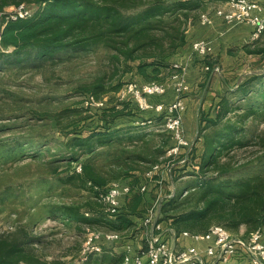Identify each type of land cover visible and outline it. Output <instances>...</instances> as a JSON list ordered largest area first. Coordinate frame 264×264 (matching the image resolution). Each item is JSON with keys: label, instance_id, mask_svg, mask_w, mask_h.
Wrapping results in <instances>:
<instances>
[{"label": "trees", "instance_id": "1", "mask_svg": "<svg viewBox=\"0 0 264 264\" xmlns=\"http://www.w3.org/2000/svg\"><path fill=\"white\" fill-rule=\"evenodd\" d=\"M208 1L212 0H0V45L11 48L9 52L0 51L1 66L39 67L60 59L64 52L72 54L102 47L110 51L112 77L119 74L114 82L112 77L106 80L105 75H101L80 85L79 92L87 104L69 106L66 110V116L73 117L64 124L68 127L64 135L70 137L65 142L68 155L63 159L67 167L65 175L57 180L65 187L83 189L88 195L81 203L55 204L49 214L89 225L105 223L109 231L121 234L134 231V218L141 219L156 203L158 221L177 236L185 231L203 234L213 225H221L232 234H238L244 227V235L258 228L264 229V168L238 173L229 160L230 152L236 147H245L252 142L253 135L245 137V122L264 115V93L255 98L248 86L259 79L256 75L240 86L242 96L237 97L242 99L244 96L245 107L231 101L223 91L209 110L201 111L198 136L186 163L173 170L175 180L182 174L192 179L184 188L185 195L181 192L168 197L170 193L167 192L159 199L160 184L165 180L158 182L161 179L158 174L153 175L145 191L134 189L146 181L144 174L153 164L171 158L165 155L175 141L166 130L161 135L155 130H144L139 126L143 124L134 122L141 119L140 114L149 111L155 115L148 120L156 123L162 120L165 111L140 110L131 94H125L123 98L114 95L127 83L162 82L166 76L170 78L173 73L181 72L173 67V58L186 46L188 27L198 23L199 14L205 10ZM25 3L37 5L30 16L14 19L10 13H5L6 6L16 8ZM263 36L264 31L257 40L245 45L244 51L264 55V46L259 43ZM202 61L210 68L205 71L208 74L219 65L209 54ZM126 74L131 75L130 80H122ZM137 77L138 81L135 80ZM109 92L114 95L105 101ZM91 98L101 105H91ZM159 100L158 96L149 97L152 104L161 102ZM93 108L95 115L90 112ZM231 115L234 116L229 118ZM123 118L129 122L125 123ZM89 119L97 122L94 127L86 123ZM55 121L61 123L59 116ZM120 122L124 123L119 126ZM261 143L263 146V138ZM24 144L28 145V142ZM22 145L15 142L0 156L11 157L24 149ZM105 147L108 150L101 152ZM183 156V152L179 153L178 159ZM113 181L130 184L133 190L110 220L106 217L111 214L99 200V193ZM4 192L6 195L2 200L22 196L9 187ZM146 194L150 195L148 201ZM85 213L91 216L86 217ZM93 255L89 254L84 264ZM122 256L114 255L106 263L120 264ZM0 264L51 263L39 258L31 247L0 236Z\"/></svg>", "mask_w": 264, "mask_h": 264}, {"label": "rangeland", "instance_id": "2", "mask_svg": "<svg viewBox=\"0 0 264 264\" xmlns=\"http://www.w3.org/2000/svg\"><path fill=\"white\" fill-rule=\"evenodd\" d=\"M24 5L32 11L37 8L35 4L25 3ZM220 5L221 2L216 0L206 3L205 12H209L212 20L213 17H217L212 15L213 10ZM14 9L15 6L9 5L4 10L5 13L12 14ZM259 43L264 46V36ZM3 50L9 52L11 48L0 45V51ZM188 50L184 59L177 63L184 65L191 58L198 60L200 56L192 54L190 47ZM218 66L220 71L216 73L226 84L223 91H226L231 101L240 103L241 107H245L247 101L244 96L242 99L237 96H242L240 86L247 78L253 75L259 76V79H255L248 85L251 96L256 98L260 93H264V55L240 57L235 63L224 67L220 64ZM112 73L113 64L110 62V51L102 47L93 51L82 50L72 54L64 52L60 59L46 62L39 67L13 65L6 68L0 65V154L15 142H21L24 148L11 157L0 156V236L31 247L39 258L51 264H84V260H81V253L86 233L109 231L105 223L89 225L48 212L55 204L71 201L81 203L88 195L83 189L73 186L65 187L57 180V177L65 175L67 167L63 159L68 155L65 142L70 137L64 135V132L68 130L67 125L64 124L73 117L66 116V110L69 106L79 107L87 104L79 92L80 85L91 82L101 75H105L106 80H109ZM118 76L119 74H115L112 82ZM130 76L126 74L122 80H130ZM135 80L138 81V77ZM162 82L167 86V90L159 101L168 102L175 95L172 82L167 76ZM185 94L186 92L182 95ZM113 95V92H109L104 100L106 101L109 96ZM119 95L121 96V92L114 96ZM79 101L83 103L78 104ZM92 105L97 106L101 103ZM238 111L242 113V110ZM90 112L96 114L94 108ZM154 115L153 112H144L140 114L141 119H135L134 122L143 124L139 126L144 130H155L164 135L162 120L156 123L148 122V119L153 118ZM58 116L61 121L59 124L55 121ZM122 121L129 122L126 118ZM233 122L235 123L234 120ZM86 123L94 127L97 122L89 119ZM123 123L120 122L118 125L121 126ZM244 130L246 138L253 135L252 142L245 147H236L230 152L229 158L231 165L234 169L237 168L238 173H250L264 168V145L262 146L263 143H261L262 138L264 139V115L253 120L248 119L244 124ZM24 142H28V145ZM105 150L107 151L108 148L101 149V152ZM167 155L169 154L166 152L165 156ZM35 158L37 160H34ZM189 180H192L191 177L182 174L180 178L170 180L171 183L163 181L160 184L162 191L157 194L158 198L166 196L167 194L164 193L167 192L173 195L181 192L183 194ZM8 187L22 196L19 198L10 196L2 200V196L6 195L4 190ZM85 216L90 217L91 215L85 213ZM106 218L112 220L113 216ZM134 220L137 221L136 229L122 232L123 240H128L135 234L143 235L142 220L135 218ZM234 235H241L240 231ZM122 241L102 243V250L93 255L87 264H100L101 262L110 264L106 263L107 259L122 254Z\"/></svg>", "mask_w": 264, "mask_h": 264}, {"label": "built area", "instance_id": "3", "mask_svg": "<svg viewBox=\"0 0 264 264\" xmlns=\"http://www.w3.org/2000/svg\"><path fill=\"white\" fill-rule=\"evenodd\" d=\"M221 5L213 10V14L219 17L226 24L235 25L240 23H250L253 30L250 35V42L257 40L264 31V14L262 7L256 0H216ZM32 10L24 4H20L10 14L12 18H24L32 14ZM199 22L203 25L211 24L212 17L208 12L199 14ZM191 53L200 57L210 54L212 47L208 40L197 39L190 45ZM174 68L181 69L170 76L175 98L168 102H158L152 104L150 96L161 97L166 93L167 86L161 81H150L137 84L130 82L121 90V96L131 94L137 102L139 109H154L156 112L165 111L162 118L163 128L170 132L174 145L167 150L166 157H171L167 161L160 160L152 165L144 176L147 181L140 183L135 190L145 191L147 184L154 174L161 176L158 182L173 179V170L186 163L189 151L195 140L188 139L182 125V115L186 105L181 95L189 90L184 79V65L174 62ZM204 71L210 68L203 64ZM216 65L211 72H219ZM91 98L90 104H99ZM151 122V121H148ZM184 156L178 159L179 153ZM77 170L80 166L77 165ZM133 188L130 184L120 181L111 182L99 193V200L104 205L106 212L114 214L121 206L126 196L130 195ZM173 194L170 193L168 197ZM185 195V192L182 194ZM157 204L152 207L141 218L143 235H134L131 242L124 243V251L120 264H220L230 260L238 261L236 264H264V229L258 228L246 235H234L221 225H213L206 233L191 234L182 232L179 236L166 226L162 221H158ZM141 237V238H140ZM183 239H190L191 242L182 244ZM121 234L116 231H89L83 241L81 260H85L89 254H96L102 250V243L120 242ZM181 242V243H180ZM139 244L138 248L135 244ZM141 243V244H140ZM204 244L203 247L199 244ZM230 261V262H231Z\"/></svg>", "mask_w": 264, "mask_h": 264}, {"label": "crops", "instance_id": "4", "mask_svg": "<svg viewBox=\"0 0 264 264\" xmlns=\"http://www.w3.org/2000/svg\"><path fill=\"white\" fill-rule=\"evenodd\" d=\"M256 1L261 5L264 14V0ZM203 12H205V10ZM252 30L253 26L250 23L230 25L226 24L218 17H213L211 24L208 25H203L198 21V23H193L188 27L186 32V46L174 56L173 61L180 62L184 59L183 57H185L189 51L188 48L190 42L197 39H206L210 42L212 47L209 54L212 60L218 62L222 67L230 63H235L240 57H250L253 55L247 54L244 51V46L250 43ZM197 59L198 60L191 58L187 64H184L183 76L185 82L189 86V90L184 96L181 95L186 104L185 112L182 115V125L184 132L189 139H194L198 136L200 128L199 115L201 111L209 110L210 105L215 102L216 97L221 94L223 88L226 87L225 82L222 79L220 80V76H218L217 73L210 72L208 74L203 70L202 60L204 57H199ZM173 98H175V95L171 99ZM145 199L148 201L150 195L146 194ZM134 221L137 225V221ZM135 229L136 228H134V230ZM244 231L245 228L242 227L240 229V234H243ZM125 242H131V238L123 240L122 245H124ZM181 242L184 244L191 242V240L183 239ZM203 245L204 244L202 243L199 244L201 247H203ZM135 246L138 248L139 244L137 245L136 243ZM123 251L124 246H122V254ZM230 261L226 264L238 263V261L235 260Z\"/></svg>", "mask_w": 264, "mask_h": 264}]
</instances>
